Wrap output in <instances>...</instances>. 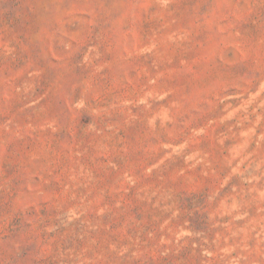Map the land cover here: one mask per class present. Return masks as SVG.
Returning <instances> with one entry per match:
<instances>
[{"label":"rangeland","instance_id":"1","mask_svg":"<svg viewBox=\"0 0 264 264\" xmlns=\"http://www.w3.org/2000/svg\"><path fill=\"white\" fill-rule=\"evenodd\" d=\"M0 264H264V0H0Z\"/></svg>","mask_w":264,"mask_h":264}]
</instances>
